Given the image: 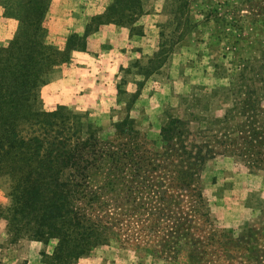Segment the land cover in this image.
<instances>
[{
	"label": "rangeland",
	"instance_id": "rangeland-1",
	"mask_svg": "<svg viewBox=\"0 0 264 264\" xmlns=\"http://www.w3.org/2000/svg\"><path fill=\"white\" fill-rule=\"evenodd\" d=\"M116 1L40 0L36 24V0H0V50L21 38L28 72L37 71L27 111L60 110L58 126L76 129L80 122L84 138L93 129L110 137L113 125L129 119L160 146V130L171 118L192 119L193 129L206 134L205 123L225 116L224 127H233L234 104L245 98L239 79L249 67L262 73L256 86L264 127V0H120L113 13ZM37 120L43 117L31 121ZM38 127L27 125L28 135ZM11 186L12 178L0 173V264H45L57 240L28 237L26 220L18 224L24 230L13 232ZM200 186L213 223L207 230L217 234L201 263L264 264V169L216 154L203 167ZM72 264L188 262L111 238Z\"/></svg>",
	"mask_w": 264,
	"mask_h": 264
},
{
	"label": "trees",
	"instance_id": "trees-1",
	"mask_svg": "<svg viewBox=\"0 0 264 264\" xmlns=\"http://www.w3.org/2000/svg\"><path fill=\"white\" fill-rule=\"evenodd\" d=\"M39 2L36 24L42 18ZM119 3L109 11L116 12ZM20 39L0 50V173L12 178L13 232L24 230L18 224L26 220L28 237L56 239L45 264H72L111 238L147 246L162 259L202 264L208 244L217 238L215 229L207 230L213 223L201 192L203 167L216 154H232L248 167L264 169L256 86L263 82L262 73L244 68L239 91L245 98L234 104L233 127H224L230 120L225 116L205 123L206 134L193 129L192 119L171 118L160 130L158 146L127 119L113 125L110 137L93 129L84 138L80 122L76 129L58 126L64 119L60 110H26L37 71L28 72ZM38 116L43 120L31 121ZM29 124L39 126L30 135Z\"/></svg>",
	"mask_w": 264,
	"mask_h": 264
},
{
	"label": "crops",
	"instance_id": "crops-1",
	"mask_svg": "<svg viewBox=\"0 0 264 264\" xmlns=\"http://www.w3.org/2000/svg\"><path fill=\"white\" fill-rule=\"evenodd\" d=\"M106 31V30H105ZM105 31L101 30L99 32V34L97 35L99 39H103V38H106V35H105ZM122 48V47H121Z\"/></svg>",
	"mask_w": 264,
	"mask_h": 264
}]
</instances>
